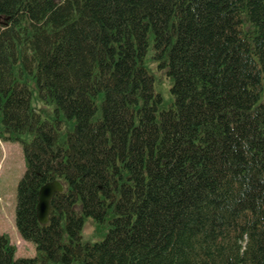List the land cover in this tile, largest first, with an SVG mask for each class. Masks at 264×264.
I'll list each match as a JSON object with an SVG mask.
<instances>
[{
  "label": "trees",
  "instance_id": "1",
  "mask_svg": "<svg viewBox=\"0 0 264 264\" xmlns=\"http://www.w3.org/2000/svg\"><path fill=\"white\" fill-rule=\"evenodd\" d=\"M4 78L92 264H264V0H0Z\"/></svg>",
  "mask_w": 264,
  "mask_h": 264
},
{
  "label": "rangeland",
  "instance_id": "2",
  "mask_svg": "<svg viewBox=\"0 0 264 264\" xmlns=\"http://www.w3.org/2000/svg\"><path fill=\"white\" fill-rule=\"evenodd\" d=\"M151 55L152 52L147 58L148 66L155 76L156 92L163 99L162 110H167L174 102L171 80L157 69ZM27 81L32 89L33 81ZM1 91L4 108L0 128V264H69L72 241L75 253L81 246L92 264L95 243L104 238L107 228L98 231L91 219L81 222L79 205L63 216L53 206L47 224L39 223L38 193L34 187L39 156L36 143L29 133L17 136L10 132L21 107L20 94L7 78L1 80ZM33 106L38 112L47 108L40 100H34ZM50 109L53 111V107Z\"/></svg>",
  "mask_w": 264,
  "mask_h": 264
},
{
  "label": "water",
  "instance_id": "3",
  "mask_svg": "<svg viewBox=\"0 0 264 264\" xmlns=\"http://www.w3.org/2000/svg\"><path fill=\"white\" fill-rule=\"evenodd\" d=\"M66 190V185L60 179L43 184L38 190V203H37V218L41 225L47 224L49 215L52 213V203L55 197L63 194Z\"/></svg>",
  "mask_w": 264,
  "mask_h": 264
},
{
  "label": "flooded vegetation",
  "instance_id": "4",
  "mask_svg": "<svg viewBox=\"0 0 264 264\" xmlns=\"http://www.w3.org/2000/svg\"><path fill=\"white\" fill-rule=\"evenodd\" d=\"M52 213H53V207H52ZM69 260H70L69 264H87V258L86 255L82 253V247L80 246V251H78V253H75L73 248V241L71 243V248L69 251Z\"/></svg>",
  "mask_w": 264,
  "mask_h": 264
}]
</instances>
